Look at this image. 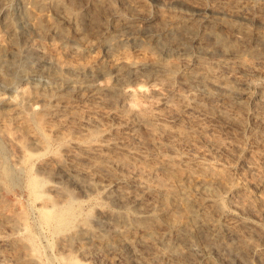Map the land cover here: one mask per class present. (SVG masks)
Returning a JSON list of instances; mask_svg holds the SVG:
<instances>
[{
	"label": "rangeland",
	"instance_id": "rangeland-1",
	"mask_svg": "<svg viewBox=\"0 0 264 264\" xmlns=\"http://www.w3.org/2000/svg\"><path fill=\"white\" fill-rule=\"evenodd\" d=\"M62 4L0 0V264H173L190 204L187 264H264V0Z\"/></svg>",
	"mask_w": 264,
	"mask_h": 264
},
{
	"label": "bare ground",
	"instance_id": "bare-ground-1",
	"mask_svg": "<svg viewBox=\"0 0 264 264\" xmlns=\"http://www.w3.org/2000/svg\"><path fill=\"white\" fill-rule=\"evenodd\" d=\"M35 1L44 5V6L55 7V8L63 7L62 0H35ZM102 1H104V0H94V3L99 4ZM66 11L68 13H70L71 8L66 7ZM222 43H223V45L228 44L225 40H223ZM129 65H130V62L124 61L121 64V66L119 67L120 72L123 73V71H124V70H122L123 67L129 66ZM193 78H200L201 79V76H199L196 73V74H193ZM108 86H109V84L98 83L99 89H104L105 87H108ZM26 89H27V87L20 88L19 93L24 94L26 92ZM145 90L146 89L143 85H139L136 88H133V87L126 88L125 92L127 94H130V95H135L137 92H144ZM1 99H2V97H0V100ZM65 164L66 165H72L71 163L67 162L66 160H65ZM70 170H71L70 173L73 174V176L77 179L80 175H86L89 173L88 169H86L85 167L70 168ZM108 196L113 201H117V202H121V203H128V204H130L131 207H134L137 210V214L135 216V221L140 222V224L142 221H144L145 223L142 225L146 229L152 230L153 225H154L153 223L155 221L160 220V216L153 210L151 205L149 203H147L145 198L140 196L139 194L121 190V191H118L117 193L109 192ZM111 215L114 216V219L118 223H126V221H127V219L125 218L126 216L124 217L123 215H119V214H111ZM49 217L50 216L48 215L47 219H50ZM201 221H202V219L199 216L198 208H195V204H190L188 206V224L186 225V228L181 231V233L184 237V240H186L185 244H184V251L182 250V240L180 238H177L176 240L170 242V244L168 243V246L170 248H172L171 252L173 253L172 254L173 264H177V263L187 264L188 262H190V259L188 258V256L192 255V254H196V252H197L196 244L191 240L192 230L194 227H197L198 225H203L204 222H203V224H201ZM168 223L170 224V226H173V227L178 226V222L176 219L169 220ZM228 229H229V231L227 233V236H228L229 241H227L225 243V248L228 250V253L242 257L243 252H245L244 251L245 250L244 249V242H245L244 236L245 235L243 236V233H241L237 229V224L229 225ZM93 234H94V232L91 229H86L84 235L91 236ZM70 237H72V236H70ZM246 239L248 240V238H246ZM248 241H246V243ZM247 244L252 245V243H247ZM213 248L216 249L218 252H221V249H222L220 246H217L215 244L213 245ZM248 248H249V246H248ZM256 252H257V250H256ZM221 254H222L221 257L223 259H226V257H227L226 253L221 252ZM152 258H153L154 264H158V262H157L158 258H156L155 256H153Z\"/></svg>",
	"mask_w": 264,
	"mask_h": 264
}]
</instances>
